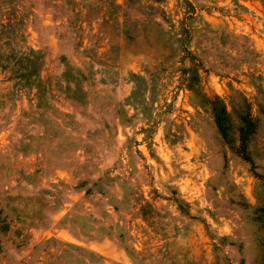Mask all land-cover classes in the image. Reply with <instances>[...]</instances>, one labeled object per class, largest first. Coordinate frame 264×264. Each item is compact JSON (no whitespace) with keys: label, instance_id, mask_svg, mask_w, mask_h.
Segmentation results:
<instances>
[{"label":"rangeland","instance_id":"obj_1","mask_svg":"<svg viewBox=\"0 0 264 264\" xmlns=\"http://www.w3.org/2000/svg\"><path fill=\"white\" fill-rule=\"evenodd\" d=\"M0 57V264H264V0H0Z\"/></svg>","mask_w":264,"mask_h":264},{"label":"trees","instance_id":"obj_2","mask_svg":"<svg viewBox=\"0 0 264 264\" xmlns=\"http://www.w3.org/2000/svg\"><path fill=\"white\" fill-rule=\"evenodd\" d=\"M25 55L24 62L16 73H12L14 77V84L20 87H33L37 90L41 87L39 80L40 62L42 60L40 55L32 54L35 51L32 49ZM1 59V57H0ZM215 102L212 104L213 116L216 126L222 137H227L229 132V113L223 100L215 97ZM260 105V111L264 114V108ZM240 112L238 113V139L240 152L249 160L246 142L249 141L252 134L255 133L257 119L253 118L250 114V105L245 98L242 99L240 105Z\"/></svg>","mask_w":264,"mask_h":264}]
</instances>
